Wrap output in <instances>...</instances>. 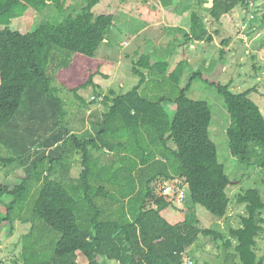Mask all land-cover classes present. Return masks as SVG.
I'll list each match as a JSON object with an SVG mask.
<instances>
[{"label": "trees", "instance_id": "obj_1", "mask_svg": "<svg viewBox=\"0 0 264 264\" xmlns=\"http://www.w3.org/2000/svg\"><path fill=\"white\" fill-rule=\"evenodd\" d=\"M64 1L0 0V166L24 172L13 187L0 186V230L9 224L13 235L17 224L30 226L13 263L194 264V247L204 237L227 251V264H264L258 253L263 196L250 189L231 197L211 139L212 110L188 96L199 79L217 88L231 118V154L264 173V114L250 98L254 91L236 94L221 83L225 61L209 74L192 71L188 58L172 70L169 60L138 50L124 54L138 84L125 94L112 90L99 103L98 79L110 80L104 68L112 61L97 52L111 44L116 16L94 12L102 0H82L72 13ZM252 1L262 0H213L210 16L221 22ZM30 8L39 14L56 8L63 20L46 14L50 20L33 32L13 30ZM190 19L188 32L179 29L187 45L214 41L198 12ZM226 56L222 51L220 60ZM186 73L192 77L183 85ZM87 89L99 107L80 112L71 125L59 93L66 90L89 108L81 96ZM174 181L177 190L187 188L185 218L174 216L178 206L161 194ZM232 205L243 208L238 226L229 219ZM201 208L225 220L227 233L202 228Z\"/></svg>", "mask_w": 264, "mask_h": 264}, {"label": "rangeland", "instance_id": "obj_2", "mask_svg": "<svg viewBox=\"0 0 264 264\" xmlns=\"http://www.w3.org/2000/svg\"><path fill=\"white\" fill-rule=\"evenodd\" d=\"M165 1L170 3L169 6L164 3ZM212 1L102 0L94 12L97 15L112 13L116 17L110 35L111 47L102 45L97 52L98 58H109L112 61L104 68V73L110 76V80L98 79V83L102 85L101 93H103L99 103L112 90L117 95L125 94L138 84L139 78L133 74L131 61H126L124 54L133 52L134 55L140 50L141 53L150 54L156 59L169 60L172 70L182 59L188 58L192 71L209 74L216 68L219 61H225L221 83L229 85L236 94L252 89L254 92L250 98L258 104L264 114V0L252 1L248 7L237 8L232 14L225 16L221 22L214 21L210 16L209 8ZM63 4L66 12L72 13L82 6V0H65ZM194 11L198 12L203 19L208 33L214 38L213 42L187 45L185 33L179 32V29L189 31L190 17ZM46 14L53 19L60 17L56 8H50L44 14H39L30 8L25 16L15 19L11 27L23 33L33 32L38 26L50 20L47 19ZM62 20L63 18L60 17L56 22ZM160 20L164 24H156ZM170 26L175 28H170ZM224 40L231 41L230 47L224 46ZM127 42L130 44L129 47H121V44L125 45ZM222 51H227V56L220 60ZM191 77L190 73H186L183 85H187ZM59 95L67 103V109L71 113V125L76 123V120H80L78 118L80 112L89 113L99 107V103L91 102L96 97L94 90L91 89L81 92L85 101L90 103L89 108L83 107L82 103L76 101L75 97L66 90H62ZM188 96L207 102L212 110L211 139L217 146L219 161L226 168L231 180L232 184L228 188L231 197H238L250 189H258L264 199V173L243 164L231 154L227 134L231 118L225 100L217 88L199 79L194 81ZM87 117L88 114L85 118L86 122ZM74 175H78L77 169ZM23 176L22 169L0 166V186L13 187L20 182L19 179ZM178 185L179 181L165 184L161 194L164 195L166 190L169 200L174 201L178 206V210L174 211L173 215L185 218L187 207L181 201V193L186 192L187 188L177 190ZM231 210L233 216L229 218L230 222L238 226L243 208L232 205ZM197 215L202 228L217 229L220 226L227 233L225 220L215 218L203 208L197 211ZM29 229V225L17 224L16 231L10 235L9 224L1 228L0 264H14L13 262L20 258L22 237ZM226 253L227 251L222 247H215L210 238L201 237L194 247L197 259V263L194 261V264H227L224 261ZM258 253L260 257H264V234L258 242ZM80 264H87V261L81 258Z\"/></svg>", "mask_w": 264, "mask_h": 264}, {"label": "crops", "instance_id": "obj_3", "mask_svg": "<svg viewBox=\"0 0 264 264\" xmlns=\"http://www.w3.org/2000/svg\"><path fill=\"white\" fill-rule=\"evenodd\" d=\"M147 6L149 7V5H147ZM160 21L158 23H156V24H164V22H162V21L160 22ZM170 28H175V27L174 26H170ZM143 29H146V28H143ZM109 41H110V37H109ZM103 45L110 46V44H108V41H105Z\"/></svg>", "mask_w": 264, "mask_h": 264}, {"label": "built area", "instance_id": "obj_4", "mask_svg": "<svg viewBox=\"0 0 264 264\" xmlns=\"http://www.w3.org/2000/svg\"><path fill=\"white\" fill-rule=\"evenodd\" d=\"M167 191L165 190L164 191V195L165 196H168V194L166 193ZM182 194V197H183V193H181ZM182 197H181V199H182ZM184 264H191L188 260H186L185 262H184Z\"/></svg>", "mask_w": 264, "mask_h": 264}]
</instances>
